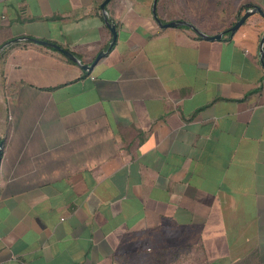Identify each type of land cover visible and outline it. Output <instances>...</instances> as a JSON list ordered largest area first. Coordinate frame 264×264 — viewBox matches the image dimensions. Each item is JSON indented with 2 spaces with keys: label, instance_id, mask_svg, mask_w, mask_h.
<instances>
[{
  "label": "crops",
  "instance_id": "crops-1",
  "mask_svg": "<svg viewBox=\"0 0 264 264\" xmlns=\"http://www.w3.org/2000/svg\"><path fill=\"white\" fill-rule=\"evenodd\" d=\"M103 1L0 0V260L264 264V0Z\"/></svg>",
  "mask_w": 264,
  "mask_h": 264
},
{
  "label": "water",
  "instance_id": "water-1",
  "mask_svg": "<svg viewBox=\"0 0 264 264\" xmlns=\"http://www.w3.org/2000/svg\"><path fill=\"white\" fill-rule=\"evenodd\" d=\"M110 0H104L103 3H102V8H103V12L105 13L106 15V23L107 25L110 27L112 33H113V37H112V40H111V43H110V46L109 48L114 44L115 40H116V37H117V28H116V23L108 16L107 14V11H106V5L107 3L109 2ZM156 5H157V0L154 1V6H153V13H154V16L157 18V20L162 23L161 19L159 18L158 16V13H157V9H156ZM254 12H259L261 15L264 16V10L260 7V6H257L254 10H251V11H246L237 21L236 23L233 25L232 27V30L236 29L237 27H239L247 18L250 14L254 13ZM164 24V23H163ZM166 25H176L177 24V21H170V22H167L165 23ZM201 32V31H200ZM202 34H204L203 32H201ZM206 35V34H204ZM209 36V35H207ZM216 36H221V34H218ZM211 37V36H209ZM32 40H34L35 42H38V43H41V44H44V45H48V46H51V47H54V48H57L59 49L61 52H63L68 58H70L71 60L75 61L76 63H78L79 65H81L84 69H87V70H92L93 67L95 66V64L98 62V60L104 56L107 52V49H102L98 54L97 56L94 58V60L90 63H86V62H83L82 59L74 52L72 51L71 49L69 48H66L64 46H62L61 44L57 43V42H54V41H50V40H47V39H41V38H36V37H30ZM264 36H263V39H262V53L264 55ZM0 55H1V50H0ZM3 145H4V142L3 141H0V161L2 159V148H3Z\"/></svg>",
  "mask_w": 264,
  "mask_h": 264
},
{
  "label": "built area",
  "instance_id": "built-area-1",
  "mask_svg": "<svg viewBox=\"0 0 264 264\" xmlns=\"http://www.w3.org/2000/svg\"><path fill=\"white\" fill-rule=\"evenodd\" d=\"M0 264H4V261L0 260Z\"/></svg>",
  "mask_w": 264,
  "mask_h": 264
},
{
  "label": "trees",
  "instance_id": "trees-1",
  "mask_svg": "<svg viewBox=\"0 0 264 264\" xmlns=\"http://www.w3.org/2000/svg\"><path fill=\"white\" fill-rule=\"evenodd\" d=\"M67 58H68V57H67ZM68 60H70V61H72V62H75V61L71 60L70 58H68Z\"/></svg>",
  "mask_w": 264,
  "mask_h": 264
}]
</instances>
